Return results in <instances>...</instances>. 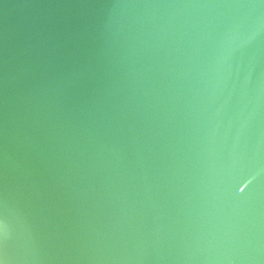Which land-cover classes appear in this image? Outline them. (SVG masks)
<instances>
[{
    "label": "water",
    "instance_id": "obj_1",
    "mask_svg": "<svg viewBox=\"0 0 264 264\" xmlns=\"http://www.w3.org/2000/svg\"><path fill=\"white\" fill-rule=\"evenodd\" d=\"M0 264H264V0H0Z\"/></svg>",
    "mask_w": 264,
    "mask_h": 264
}]
</instances>
